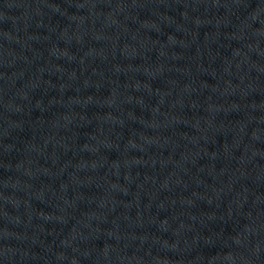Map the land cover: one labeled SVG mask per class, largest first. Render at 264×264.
<instances>
[{
  "label": "water",
  "instance_id": "1",
  "mask_svg": "<svg viewBox=\"0 0 264 264\" xmlns=\"http://www.w3.org/2000/svg\"><path fill=\"white\" fill-rule=\"evenodd\" d=\"M0 264H264V0H0Z\"/></svg>",
  "mask_w": 264,
  "mask_h": 264
}]
</instances>
